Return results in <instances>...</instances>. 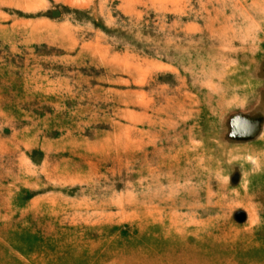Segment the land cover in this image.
I'll return each mask as SVG.
<instances>
[{"label":"rangeland","instance_id":"obj_1","mask_svg":"<svg viewBox=\"0 0 264 264\" xmlns=\"http://www.w3.org/2000/svg\"><path fill=\"white\" fill-rule=\"evenodd\" d=\"M0 264H264V0H0Z\"/></svg>","mask_w":264,"mask_h":264}]
</instances>
